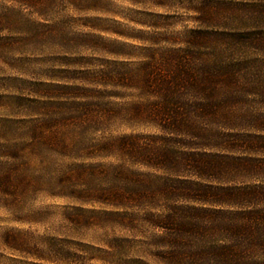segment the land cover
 I'll return each mask as SVG.
<instances>
[{
  "label": "trees",
  "instance_id": "trees-1",
  "mask_svg": "<svg viewBox=\"0 0 264 264\" xmlns=\"http://www.w3.org/2000/svg\"><path fill=\"white\" fill-rule=\"evenodd\" d=\"M217 1L249 11L235 16L244 27L191 28L158 57L74 87L85 99L77 127L119 119L130 130L91 147L89 158L112 161L80 167L109 184H89L85 201L123 227L152 229L119 264H264V27H252L264 3ZM110 97L129 100L97 101Z\"/></svg>",
  "mask_w": 264,
  "mask_h": 264
},
{
  "label": "rangeland",
  "instance_id": "rangeland-1",
  "mask_svg": "<svg viewBox=\"0 0 264 264\" xmlns=\"http://www.w3.org/2000/svg\"><path fill=\"white\" fill-rule=\"evenodd\" d=\"M216 2L0 0V264H119L150 241L152 229L123 227L84 200L89 184L109 185L99 170H80L112 161L89 158L91 147L130 130L119 119L77 127L75 103L85 99L74 87L158 57L191 28L244 27L235 16L249 11Z\"/></svg>",
  "mask_w": 264,
  "mask_h": 264
}]
</instances>
